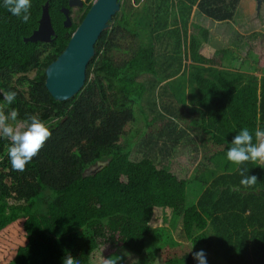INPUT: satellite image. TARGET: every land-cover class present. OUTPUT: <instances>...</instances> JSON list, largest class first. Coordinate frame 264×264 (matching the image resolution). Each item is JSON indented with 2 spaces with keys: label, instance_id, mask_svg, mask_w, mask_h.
<instances>
[{
  "label": "trees",
  "instance_id": "trees-1",
  "mask_svg": "<svg viewBox=\"0 0 264 264\" xmlns=\"http://www.w3.org/2000/svg\"><path fill=\"white\" fill-rule=\"evenodd\" d=\"M46 1L54 39L24 41L37 27ZM237 2L197 0L196 7L205 17L223 21L233 17ZM127 3L123 0L122 6ZM62 5L66 0H32L30 19L23 23L0 0V91L17 93L10 105L0 93V105L6 114L16 109L18 121L36 114L52 131L23 172L11 168L10 142L0 137V264H63L67 254L77 264H102L108 258L123 264L120 249L141 255L147 245L155 254L151 264H196L191 249L212 252L224 261L208 264H264V167L248 161L230 168L226 155L241 128L253 133L254 143L255 130L264 129V42L246 43L240 50L245 59L238 57L239 67H253L251 61L256 71L261 70L257 78L240 68L238 72L228 68L230 57L237 55L229 48L203 55L200 50L209 32L199 27L198 35L188 36L187 53L193 63L186 66L185 74L180 69L185 56L179 36L177 51L168 54L169 63H162L156 58L164 53L156 49L158 35L153 29L143 34L140 26L130 29L131 20L121 9L96 41L81 89L58 101L45 86V68L70 38L59 20ZM190 8L191 4L181 12L188 17ZM157 9L159 18L167 22L161 5ZM115 50L126 57L116 58ZM174 61L177 67L172 71L168 64ZM223 63L225 68H218ZM194 66L202 73L193 72ZM179 71L177 80L186 77L191 86L183 89L181 102L170 90L176 81L166 82ZM204 74L217 75L208 78ZM159 84L164 86L157 94L163 104L171 103L177 109V136L182 132L189 141L195 132L200 144L216 146L207 160L214 163L212 172H221L211 174V168L204 166L192 176L179 177L167 166L156 165L146 151L140 159L131 156L138 134L175 132L170 115L154 111L153 98L146 97ZM136 110L143 126L133 131ZM164 110L173 111L165 106ZM164 126L167 129L161 132ZM141 138L146 144L152 141ZM174 140L180 142L178 137ZM216 155L226 162H217ZM98 163L105 165L90 173ZM239 168L257 176L253 188H241ZM155 207L170 208L180 219L182 236L189 244L174 239L169 228L150 224Z\"/></svg>",
  "mask_w": 264,
  "mask_h": 264
},
{
  "label": "rangeland",
  "instance_id": "rangeland-1",
  "mask_svg": "<svg viewBox=\"0 0 264 264\" xmlns=\"http://www.w3.org/2000/svg\"><path fill=\"white\" fill-rule=\"evenodd\" d=\"M196 1L197 0H194V2L192 3L190 2V0H128L127 5L122 7V9H124V12L128 14L129 21L131 20V22L128 25L129 28L134 30L135 28H137V26H140L142 28L143 34L144 33L150 34L152 32L151 30L154 29L156 21L151 19V14L152 15L157 14V11H156L157 8L154 7L155 4L161 3L164 5V8L169 11V13L167 12V15H166L167 26L173 25L176 27L175 28L173 27L165 31L162 38L160 37L162 35L159 34V38H157L155 42L156 49H158V51L162 50V52L165 53L164 54L160 52L162 54H159L156 58L157 59L159 58V61L165 64L169 63V61L171 60V56H170V59L167 61L168 54L173 53L174 51H177V41H178L177 37L178 36L180 37L181 35H183L184 30H185V33H184L185 39H184V43L182 46L184 48L186 62H188V53H187L188 35L192 33L198 35L199 27H203L208 30L209 32L208 38H211V37L219 38L220 39L219 42L223 41L224 46H230L231 52L233 53L234 51L241 50L245 42L246 43L250 42L252 45H254L255 43H252V42L258 36L259 32H264V24L259 22L257 19H255V16L253 15V11H252L253 6H251V4L248 3L249 0H239L237 3V6L234 9L233 17L227 22L219 21L217 23L214 22V20L205 17L203 14L199 12L198 9H195ZM177 4L183 5V8H182L183 12L187 11L188 6L191 4L190 11L188 12V17L185 16L186 14L182 13V17L185 18L186 20L183 19V21H181L182 29L180 28L178 32H177V17H176L177 12H174L175 8H177ZM184 6H187V8ZM161 9L162 11H164L163 7ZM170 13H173V14L171 15ZM259 19L264 20V17L262 16V19L259 17ZM144 39L148 43L149 38L146 37ZM208 47H211V44L208 45ZM113 54L116 58H119V59L121 57H126V54L121 50L119 51L115 50ZM227 54H228L227 56H230L231 53L227 52ZM234 54H237V53H234ZM181 55H182V52H181ZM230 61H232V64L229 65L228 68H230L231 70H234V66H235L234 64H237L238 62V55H236V57L231 56ZM158 63H157L156 68L158 71H160L161 67H158ZM222 65L224 66V63ZM251 65H253V67L245 65L243 68L242 67H239V68L241 72L246 71V73L255 74V76L259 78L261 76V73H259L258 71L254 69V64H251ZM168 67H170L173 71L177 67V61L171 62L170 64H168ZM219 67L222 69L221 66ZM187 70H188L187 67L184 68L185 74H187ZM218 71L221 72L223 76L229 77L230 75L229 72H224L223 70H217V73ZM234 71L238 72L239 70H234ZM193 72H196L199 74L202 73L200 68L196 66L193 67ZM178 76L179 75H177V73L174 74L173 76L171 75L169 78L166 79V82L176 81L172 83L171 85L172 87L170 90L174 91L173 93L174 99H178L181 102L180 98L184 95L183 89L186 90L187 88H191V86L190 87L188 86L189 80L186 77L179 78L177 80ZM204 76L208 78L215 77L213 75H208V74H204ZM180 82H186L187 85H183L184 83L179 84ZM162 89H164L163 84H159L155 88L153 95L150 90L147 92L146 97L149 99L153 98L154 111H159L166 115H170L173 121L169 120V122L171 121L173 123H176L175 132H172L170 135L166 134L165 132L162 135H159V132H158V133L152 134L151 136L148 134H144V135L141 134V137H144V138L151 137L152 141L148 142L147 144L142 141V138L138 134L137 138H135V143L133 145L131 156L140 159L141 157L145 156V153H142V151H146V156L150 157L153 160V162L156 163V165L167 166V169L171 170L179 177L192 176V174L195 172V170L198 167L202 168L204 166H205V169H208L206 167L211 168V174L216 175L217 173L221 172V171L212 172V170L214 169V163L213 161H210V160H209L210 163H208L209 161L207 160L208 159L207 157L213 153L211 151L217 148L216 146H212L210 143H207V142L200 144L198 136L194 135L195 132L191 133V139L189 141L187 140L186 135L182 132L181 134L178 133V136H177V129L180 128V124H179L180 122L177 120V117L175 116L177 109L174 108L171 103H169V105L163 104L162 97H160V95H157L158 92L161 91ZM163 94H166V93H163ZM185 103L187 105L189 104V99L186 94V91H185ZM145 106H146L145 107L146 109L149 108L147 107V104ZM164 106L169 109H172L173 111L164 110ZM174 106L177 107V105H174ZM139 113L140 112L136 110L137 120L135 118L136 123L132 124L131 126V129L133 131L142 129L143 119H142L141 114ZM187 126L190 127L189 125ZM181 127L184 129L186 128L185 125H182ZM166 129H167L166 126H164L161 132ZM187 131L189 132V130ZM147 136H150V137H147ZM175 137H178L180 139V142H177L176 140H174ZM215 157L218 159L217 162L219 160H221L224 163L226 162V160L224 158H220V156L216 155ZM235 166L237 165L231 162L229 167L234 168ZM10 202L12 203L14 201L10 200ZM150 224L154 227L164 226V227L169 228L172 232L174 239L180 242H183L185 244H189L188 240H186L182 236L181 228H180L181 227L180 219L172 213L170 208H162V207L153 208L152 216L150 219ZM118 254L122 258L125 259L123 264H130V263L132 264H151L153 257L155 255L154 250L149 245H147L146 250H144V252L141 255L133 254L126 249H120L118 251ZM206 255H207V261L216 260V261H219L220 263L224 262L223 260L217 259L213 255L212 252H209Z\"/></svg>",
  "mask_w": 264,
  "mask_h": 264
},
{
  "label": "clouds",
  "instance_id": "clouds-1",
  "mask_svg": "<svg viewBox=\"0 0 264 264\" xmlns=\"http://www.w3.org/2000/svg\"><path fill=\"white\" fill-rule=\"evenodd\" d=\"M3 6L21 22L27 23L31 16L32 0H3ZM7 104H12L16 99L15 91L0 92ZM16 109L5 113L4 106L0 105V137L6 138L10 143L7 155L11 168L14 171L23 172L28 163L36 157L43 148L45 142L51 137L52 131L49 124L38 115H28L22 121L17 120ZM248 128H241L236 132L227 150V159L235 165L245 162H257L256 165L264 167V129L257 128L254 133ZM242 189H251L257 182L256 175H249L247 168H239ZM193 248V247H192ZM191 255L196 264H208L206 252L201 249L192 251ZM63 264H77V260L71 254L63 258ZM102 264H117L112 258L103 259Z\"/></svg>",
  "mask_w": 264,
  "mask_h": 264
},
{
  "label": "water",
  "instance_id": "water-1",
  "mask_svg": "<svg viewBox=\"0 0 264 264\" xmlns=\"http://www.w3.org/2000/svg\"><path fill=\"white\" fill-rule=\"evenodd\" d=\"M119 0H94L85 16L71 34L62 52L45 68V86L55 100L63 101L73 97L83 86L86 67L95 53V43L100 34L109 28L112 16L119 11ZM64 25L70 20L67 9ZM55 37L46 1L41 10L37 27L24 37V41L50 42ZM98 163L89 169L90 173L102 168Z\"/></svg>",
  "mask_w": 264,
  "mask_h": 264
},
{
  "label": "flooded vegetation",
  "instance_id": "flooded-vegetation-1",
  "mask_svg": "<svg viewBox=\"0 0 264 264\" xmlns=\"http://www.w3.org/2000/svg\"><path fill=\"white\" fill-rule=\"evenodd\" d=\"M94 0H66V5H62L59 7V13L61 17H59V20L61 22V26L65 27L67 30H65L66 33L71 34L74 32L78 24L81 22L83 17L85 16L86 12L90 8L91 4L93 3ZM239 1V0H238ZM120 2V9L117 11L113 16H112V21L110 23V26L114 22V18L120 13L123 5V0H119ZM238 3V2H237ZM251 6H253V15L255 16V19H257L259 22L264 24V20H260L259 17L262 19V16L264 17V0H249ZM237 6V4H236ZM66 8L68 12V17H69V24L66 26L64 25V20H65V15L63 13V9ZM200 12V11H199ZM202 14V13H201ZM50 15V14H49ZM121 15V14H120ZM51 18V17H50ZM53 26V25H52ZM109 26V27H110ZM54 29V27H53ZM55 31V29H54ZM264 42V32H259L258 36L255 38V40L252 43L255 44H262ZM250 43V42H249ZM246 44V42H245ZM244 44V45H245ZM254 44V45H255ZM243 45V46H244ZM252 45V44H251ZM224 48H229L231 49L230 46H224ZM233 50V49H232ZM234 51V50H233ZM234 53H237L239 57L242 59L246 56L242 55L240 53V50L234 51ZM250 64H254L253 62L249 61ZM256 67H259L256 65ZM261 71V70H260ZM259 70L258 72L261 73Z\"/></svg>",
  "mask_w": 264,
  "mask_h": 264
},
{
  "label": "crops",
  "instance_id": "crops-1",
  "mask_svg": "<svg viewBox=\"0 0 264 264\" xmlns=\"http://www.w3.org/2000/svg\"><path fill=\"white\" fill-rule=\"evenodd\" d=\"M177 3V2H176ZM196 4V3H195ZM158 5H161V8L163 7V10L167 13H169V11L168 10H166L165 8H164V5L163 4H161V3H158V4H155L154 5V7L155 8H158ZM186 5V4H185ZM184 7H186V6H184ZM194 7V6H193ZM182 8H183V5H181V4H177V8H175V10H174V12H177L176 13V17H177V32H178V30H180V28H181V21H183V17H182V12H181V10H182ZM172 9V8H171ZM195 9H197V7H196V5H195ZM156 11H157V13H158V11H159V9H156ZM171 11V10H170ZM173 12V13H174ZM173 13H170L171 15L173 14ZM164 17H165V15H164ZM133 19V18H132ZM151 19L152 20H154V21H156V24H155V26H154V34H156V35H158V37H159V34L160 35H162V36H160L161 38L163 37V35H164V33H165V31H167L168 29H171V28H175L176 26H173V25H168L167 26V23H166V21L165 20H161V18H159V15L158 14H154V15H152L151 14ZM185 19V18H184ZM151 20V21H152ZM186 20V19H185ZM223 21H225V22H227V21H229V20H223ZM214 22H219V21H215L214 20ZM189 27H190V25H189ZM182 29V28H181ZM183 32V31H182ZM190 35V34H189ZM188 35V36H189ZM160 38V39H161ZM180 41H181V46L183 45V43H184V33H183V35H181L180 37ZM220 41V39L219 38H216V37H211V38H209L208 39V41L207 42H203L202 44V48H201V50H200V52L203 54V55H205V56H211L213 53H214V51L215 50H217V49H221V48H223L224 47V43H223V41L222 42H219ZM208 43H210L211 44V47H208V45H210V44H208ZM221 47V48H220ZM181 50H182V53H183V56H185L184 55V48H183V46L181 47ZM238 57H239V55H238ZM189 63H193V62H191V59L189 58V55H188V62H186V60H185V58L183 59V65L180 67V69H184V68H186V66L189 64ZM197 64V63H196ZM239 64H240V61L238 60V62H237V64H234L235 66H234V70H239ZM222 68H225V66H221ZM220 68V67H219ZM181 74V72L179 71V72H177V75H180Z\"/></svg>",
  "mask_w": 264,
  "mask_h": 264
}]
</instances>
